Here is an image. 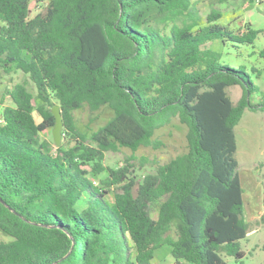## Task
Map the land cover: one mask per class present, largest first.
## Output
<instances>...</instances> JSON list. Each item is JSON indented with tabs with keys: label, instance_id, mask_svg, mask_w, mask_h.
Wrapping results in <instances>:
<instances>
[{
	"label": "trees",
	"instance_id": "16d2710c",
	"mask_svg": "<svg viewBox=\"0 0 264 264\" xmlns=\"http://www.w3.org/2000/svg\"><path fill=\"white\" fill-rule=\"evenodd\" d=\"M30 1L0 0V67L34 87L14 85L0 112V264H152L163 247L173 264H244L235 128L264 112L260 31L218 24L216 10L203 19L192 0H47L29 17ZM54 106L71 148L40 138ZM103 107L111 117L81 132L74 113ZM174 118L184 153L139 180L130 163L103 165L107 152L159 148Z\"/></svg>",
	"mask_w": 264,
	"mask_h": 264
},
{
	"label": "rangeland",
	"instance_id": "374dc122",
	"mask_svg": "<svg viewBox=\"0 0 264 264\" xmlns=\"http://www.w3.org/2000/svg\"><path fill=\"white\" fill-rule=\"evenodd\" d=\"M192 1L198 16L203 19L210 14L211 10H216L221 14L217 23L226 24L235 31L241 30L242 26L248 23L251 28L260 31L255 43L257 49L264 48V1L253 5L246 0ZM46 3L47 0L40 2L31 0L29 17L42 13ZM247 64L250 65L248 62ZM252 66L261 69L260 78L253 81L259 85L261 91H264V62L253 59ZM16 84L23 85L30 93H34V87L26 75L21 72H6L0 67V112L3 106L12 105L7 91ZM226 93L235 104L240 99L242 90L236 85L228 87ZM74 116L79 130L89 133L103 125L111 117V112L105 107L95 113H90L87 108H82L76 111ZM34 117L36 122H40L36 113ZM185 132V126L174 118L169 124L156 131L154 138L161 143L159 148H139L135 153L125 148L116 152H107L104 155L103 165L117 168L130 163L133 165L132 174L139 180L143 175L153 172L156 164L166 163L186 151ZM235 135L237 141L235 159L238 163V175L243 191L244 217L250 224L246 240L240 242L241 250L245 254L242 261L244 264H264V253L261 250L264 240V208L261 203L264 191V112L246 111L235 128ZM40 138L56 146L52 129L41 133ZM74 145L73 139L67 135H61L60 132L58 146L68 149ZM131 156L133 159H129ZM85 169L90 170L89 168ZM104 176L105 173H102L97 177H92L91 180L94 181L95 186H98L99 180ZM149 211L150 215L155 218L154 208ZM0 240L6 241L7 238L0 233ZM224 259L228 264H235L231 257ZM152 264H173L169 248L163 247L157 250L154 253Z\"/></svg>",
	"mask_w": 264,
	"mask_h": 264
},
{
	"label": "water",
	"instance_id": "95a60500",
	"mask_svg": "<svg viewBox=\"0 0 264 264\" xmlns=\"http://www.w3.org/2000/svg\"><path fill=\"white\" fill-rule=\"evenodd\" d=\"M51 113L55 119L54 126L52 128L53 140H54L55 145L58 146L59 140H60V132H61V128H62V123H61V118H60L58 106L52 107Z\"/></svg>",
	"mask_w": 264,
	"mask_h": 264
}]
</instances>
